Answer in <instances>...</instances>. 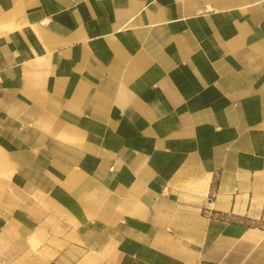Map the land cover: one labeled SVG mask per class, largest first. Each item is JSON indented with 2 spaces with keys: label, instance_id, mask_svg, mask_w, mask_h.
<instances>
[{
  "label": "crops",
  "instance_id": "0c3cea01",
  "mask_svg": "<svg viewBox=\"0 0 264 264\" xmlns=\"http://www.w3.org/2000/svg\"><path fill=\"white\" fill-rule=\"evenodd\" d=\"M0 264H264V0H0Z\"/></svg>",
  "mask_w": 264,
  "mask_h": 264
}]
</instances>
